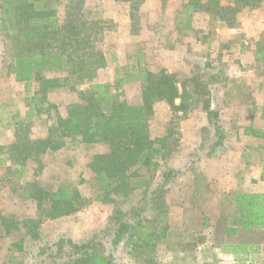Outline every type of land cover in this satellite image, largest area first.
Masks as SVG:
<instances>
[{
  "label": "rangeland",
  "instance_id": "374dc122",
  "mask_svg": "<svg viewBox=\"0 0 264 264\" xmlns=\"http://www.w3.org/2000/svg\"><path fill=\"white\" fill-rule=\"evenodd\" d=\"M228 1L221 0L226 4ZM184 2L144 0L134 10L133 27L131 1L85 0L86 17L99 21L102 26L96 45L104 53L106 62L97 71L95 80L110 83L111 90L131 104H142L140 67L175 73L180 80L201 77L208 84L210 94L206 98L210 96L215 104L218 122L225 132L218 156L209 157L199 150L203 136L210 134L205 132L209 120L203 102L186 116L179 113L181 118L164 101L153 106L149 119L152 138L164 136L172 121L178 140L172 153L161 161L156 174L158 180L161 172L170 167L182 171L164 196L171 224L178 230L173 240L188 243L193 239L190 235L193 231V240L200 236L203 241L188 255L181 248L172 251L171 245L159 241L152 257L159 264H264V226L242 228L227 226L226 221L232 208L227 199L231 192L241 189L264 193V61L256 59V43L264 41V0L257 2L256 7L243 9L235 27L215 21L210 13L201 11L193 15L192 28L188 30L180 29L178 24ZM10 64L5 40L0 34V216L19 220L36 216L39 202L30 197L33 184L56 189L60 183L68 182L85 197L95 196L89 163L94 155L108 150L105 143H73L67 139L60 150L32 155L24 165L15 163L9 155L8 147L15 141L19 123L30 125L31 137L43 139L55 121L54 108L50 114L29 115V98L39 83L35 80L27 85L16 81ZM86 86L79 85L77 89ZM46 97L64 116L78 101V92L62 87ZM196 188H200L198 195L194 194ZM140 198V192L136 191L120 206L128 210ZM115 206L109 201L93 199L69 215L45 220L40 227L41 237L34 240L24 227L6 234L0 226V264H9L11 255L23 256L25 264H42L43 258L36 259L35 255L43 245L49 246L44 258L54 259L59 252L56 242L60 238L73 243L96 240L107 251L112 237L104 233ZM206 220L208 226L204 224ZM239 240L254 245L240 253V260L220 252L223 242ZM114 249L117 264H143L147 257L123 242ZM67 250L68 245H64L61 252Z\"/></svg>",
  "mask_w": 264,
  "mask_h": 264
},
{
  "label": "trees",
  "instance_id": "16d2710c",
  "mask_svg": "<svg viewBox=\"0 0 264 264\" xmlns=\"http://www.w3.org/2000/svg\"><path fill=\"white\" fill-rule=\"evenodd\" d=\"M127 1H131L134 27V10L144 0ZM259 1L229 0L226 4L221 0H185L178 24L182 30L191 29L193 15L207 11L215 21L235 27L238 14L245 8L258 6ZM84 4L85 0H0V34L5 40L6 54L11 58L10 72L18 82L29 85L37 80L39 83L29 98V115L50 114L51 108L55 111V121L49 126L46 138L31 137L30 125L27 126L26 122L17 125L15 141L8 147L11 158L24 165L32 155L60 150L67 139L73 143H105L108 147L106 152L94 155L89 163L94 176L95 196L85 197L68 182L60 183L56 189L33 184L30 197L39 202L36 216L24 220L0 216V226L6 234L24 227L26 234L34 240L41 237L40 227L45 220L69 215L93 199L109 201L116 205L104 233V236L110 234L112 237L110 249L106 251L105 245L96 240L73 243L60 238L56 242L59 252L54 259L52 256L44 258L48 245L38 247L35 258H43L42 264H117L114 247L123 242L137 254L147 255L143 264H159L152 257L159 241L171 245L172 251L181 248L188 255L203 239L198 236L194 241L192 231L193 239L188 243L173 240L178 230L171 224L164 198L167 187L179 178L182 171L170 167L156 180L161 161L177 144L176 131L171 121L164 136L152 138L149 119L158 101L169 104L177 118L186 116L203 102L209 120L205 132L210 134L203 136L199 150L209 157L220 155L218 147L224 145L225 132L218 122L219 112L215 104L210 96L206 98L210 94L208 84L201 77L180 80L175 73L153 72L140 67L142 104L121 100L119 94L111 90L110 83L95 80L97 71L106 62L104 53L96 45L102 26L99 21L86 17ZM256 47V59L264 61V41H258ZM51 73L64 75H46ZM83 84L87 86L78 90L77 86ZM62 87L78 92V101L64 116L46 97L49 92ZM262 169L264 173V162ZM19 171L22 173L23 170ZM197 182L196 178L195 184ZM136 191L141 194L139 202L128 210L122 209L120 203H127ZM199 193L200 188H196L194 194ZM227 199L232 207L227 215V226H264V193L237 189ZM207 222L204 224L208 226ZM64 245H68L66 253L61 252ZM220 246L224 252L237 254L247 252L254 245L226 241ZM9 264H25V260L23 256L11 255Z\"/></svg>",
  "mask_w": 264,
  "mask_h": 264
},
{
  "label": "crops",
  "instance_id": "0c3cea01",
  "mask_svg": "<svg viewBox=\"0 0 264 264\" xmlns=\"http://www.w3.org/2000/svg\"><path fill=\"white\" fill-rule=\"evenodd\" d=\"M239 242L242 243V242H245V241H240V240H239ZM250 245H252V244H250ZM220 252H222V253H227V254H231V255L233 256V258H235V259H237V260H240V257H239L240 253L232 254V253L224 252V251H222V250H220ZM219 257H222V256L219 255Z\"/></svg>",
  "mask_w": 264,
  "mask_h": 264
}]
</instances>
